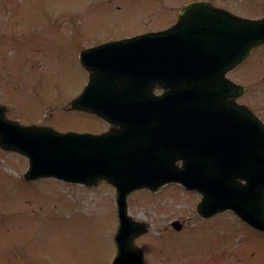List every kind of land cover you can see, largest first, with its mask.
<instances>
[{
	"label": "rangeland",
	"instance_id": "obj_1",
	"mask_svg": "<svg viewBox=\"0 0 264 264\" xmlns=\"http://www.w3.org/2000/svg\"><path fill=\"white\" fill-rule=\"evenodd\" d=\"M240 1L252 3V16H264V6H257L264 0ZM171 15L170 0H0V102L23 124L60 131L106 128L68 108L88 76L79 51L105 37L165 27ZM249 58L244 68L256 73L239 80L257 97L261 91L264 101V49ZM238 71L230 76L238 79ZM27 166L26 157L0 148V259L111 264L117 252L115 189L52 178L25 181ZM199 200L177 184L129 196V214L150 224L136 239L148 264H264V232L231 211L203 218L196 214ZM175 220L180 230L172 226Z\"/></svg>",
	"mask_w": 264,
	"mask_h": 264
},
{
	"label": "water",
	"instance_id": "obj_2",
	"mask_svg": "<svg viewBox=\"0 0 264 264\" xmlns=\"http://www.w3.org/2000/svg\"><path fill=\"white\" fill-rule=\"evenodd\" d=\"M188 9L183 10L180 21L171 29L103 43L81 52L82 64L91 70L92 83L87 84L71 101V106L109 120L115 125L110 130L91 134L24 125L9 119L6 106L0 104V146L29 158L25 179L55 176L87 185L101 180L115 185L120 226L116 236L118 253L113 264H145L134 238L147 231V225L133 221L127 214V196L137 188L155 190L168 182H180L206 195L197 207L203 215H209V209L215 212L232 208L242 219L264 230V163H256L252 168L246 159L242 161V152L250 151L249 145L258 154L263 151L264 126L261 122L251 114H245L239 106L238 114L233 112L235 120L222 127L218 115H208V118L214 119L207 120L197 101H193L185 114L171 112L175 124L170 125V108L157 117L155 101L158 98L166 104L170 95L178 93L170 92L176 87L164 85L165 93L156 97L151 92L154 86L151 84L142 90V102L113 104L105 98L104 84H94V80L105 75L95 69L92 71L93 56L119 45L154 39L160 42L155 54L157 63L170 65V40L177 39V33L186 32L191 12ZM224 18L231 21L238 32L239 49L235 46L228 69L244 59L254 45L264 42V20H246L237 16ZM227 69H222L220 75ZM217 78L219 83L226 80ZM210 86L213 89V84L210 83ZM120 89L122 87L114 92L119 93ZM213 90L215 93H210V96L213 95V100L218 102L216 104L225 105L226 87ZM187 96L199 99L198 95L192 94L196 98ZM239 114L252 117L255 131L248 134L242 131L243 116ZM170 129L173 131L171 134ZM241 179H245L246 183ZM213 192L216 196L213 202L216 203L209 204L207 201ZM175 224L179 226L178 222Z\"/></svg>",
	"mask_w": 264,
	"mask_h": 264
},
{
	"label": "flooded vegetation",
	"instance_id": "obj_3",
	"mask_svg": "<svg viewBox=\"0 0 264 264\" xmlns=\"http://www.w3.org/2000/svg\"><path fill=\"white\" fill-rule=\"evenodd\" d=\"M179 1L181 0H170V15L173 13L176 14L175 18L172 15L170 16V24H173L178 20V14L185 5L196 1L207 2L209 5L219 8H224L232 11L235 14H239L245 17L252 16L251 13L253 10L252 3L243 4L244 2H241L240 0L239 2L237 0H184L183 2H179ZM262 47H264V45L258 47L257 49ZM236 68L232 69L231 71H235ZM253 76H254L253 72L250 71H242V73L240 74V78L243 77L247 81L253 78ZM252 82L253 80L250 82V84ZM246 86H247V90L244 94L241 95V97H239V101L247 104L259 117L263 119L264 101L259 99L261 95V91H259V96L257 97L256 94H254V92L251 90V87L249 88L248 85ZM17 257L20 259H18ZM0 264H47V263L42 261L30 260L28 258H24L21 256H7L6 258L0 259Z\"/></svg>",
	"mask_w": 264,
	"mask_h": 264
}]
</instances>
